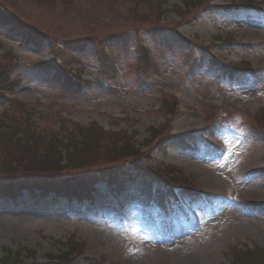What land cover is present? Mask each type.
<instances>
[{
    "label": "rangeland",
    "instance_id": "374dc122",
    "mask_svg": "<svg viewBox=\"0 0 264 264\" xmlns=\"http://www.w3.org/2000/svg\"><path fill=\"white\" fill-rule=\"evenodd\" d=\"M245 1L250 0L211 2L227 6L231 2ZM76 2L83 4L84 11L91 17L98 12L95 16L110 22L107 12L103 11L105 8L97 9L81 0ZM0 3L26 27L58 38V47L64 39L82 38L83 30H86L83 23L73 21L72 17L47 14L20 0H0ZM165 3L167 9L180 6L179 0H165ZM261 8L264 10V4ZM107 9L112 14L129 11L122 4L115 10ZM173 10L165 17L169 27H174L178 21ZM193 23L171 36L174 53L157 60V76H151L156 79L154 87L140 88L135 77L125 73V61H122L112 90L93 88L90 95L77 100L62 98L52 83L51 74L36 65L52 57L51 51L55 48H52L50 36L42 49L34 50L23 47L17 36L0 26V51L9 52L17 59L11 76L19 81L14 94L18 102L47 116L61 109L76 118L81 126L95 122L106 130L124 129L129 134L134 131V140L140 146L148 137V128L165 124L166 119L157 111L160 94L170 98L174 92H179L191 99L193 106L183 122L176 118L172 120L175 124H172L170 135L187 136L196 130L206 135L214 132V137L220 138L227 147L224 156L218 158L203 144H199L195 152L182 150L189 140L196 141L193 135L169 143L164 160L175 168L184 169L188 177L195 180L201 195L191 194L187 199L196 204V208L206 211L201 226L187 231L176 244H166V239L176 232L173 226L168 229L169 225H166L165 198L159 193L158 200H150L148 192L152 183L142 178L125 189L123 197L130 209L121 214L116 212L102 189L93 207L64 200L54 202L52 197L46 201L23 199L18 205L0 202V258L8 252L24 249L21 255L25 262L45 264L49 256L65 253V248L57 241L65 243L73 234L85 242L87 250L84 259L72 264H86L88 257L100 255L107 259L106 264H228L225 256L237 250L253 249L254 246L264 249V129L256 126L259 125L257 114L264 109V81L252 86L247 74L233 83L225 80L219 83L215 73L207 68L187 72L183 60V55L191 49L190 40L199 39L203 46L211 44L210 53L226 63L248 62L251 68L260 67L264 62L261 45L264 13L239 8L225 14L213 9ZM116 28L117 25H107L105 30L111 32ZM141 40L149 50H155L149 37L142 35ZM252 43V47L247 46ZM131 45L129 59L134 60V42ZM200 53H203L201 49L197 54ZM75 56L79 63L73 64L71 69H75L81 79L91 82L97 71L93 50L88 47L86 53ZM65 60L69 61V58ZM5 108L8 107L0 105V114ZM228 110H231L230 116L222 127L210 131L206 125L209 114L205 112ZM44 125L40 124L47 135L49 128ZM174 157L175 161L168 160ZM207 170L212 173L211 182L204 178ZM138 187L145 189L141 193L145 196L135 200L133 193ZM165 191L174 196L172 191ZM222 191H226V198L217 197ZM29 252L33 256H29Z\"/></svg>",
    "mask_w": 264,
    "mask_h": 264
},
{
    "label": "trees",
    "instance_id": "16d2710c",
    "mask_svg": "<svg viewBox=\"0 0 264 264\" xmlns=\"http://www.w3.org/2000/svg\"><path fill=\"white\" fill-rule=\"evenodd\" d=\"M0 24L4 26H10L12 30L19 31L25 39L28 41L35 40V37L30 32L24 30L21 25L15 23L5 12L0 8ZM54 79L57 83L60 84L61 89L67 90L70 89V84L64 80L59 74L54 76ZM31 142L28 140L25 144L20 145L19 143L13 144V150H8L4 147L1 149L2 154L4 156V161L2 160V165L6 169L4 172L17 174L19 173L18 168H21V172H34L39 171L45 172L50 170L51 168L55 171L57 170V161L53 157L51 153L42 154L41 152H35L38 148L39 142L30 144ZM88 149V148H87ZM20 152L21 154H18ZM23 156V158L21 157ZM44 170V171H43ZM20 188V186H18ZM51 190L64 191L65 195L71 197L72 195H79L78 198L89 197V191L87 189H83L81 184L73 183L68 187L62 185H57L53 187ZM16 190L12 189L10 185H5L0 189L1 196H8L9 194L14 193ZM69 254H65L61 257L64 259ZM239 260H241L244 264H264V251L257 250L253 253H247L242 256H239ZM15 261V260H14ZM60 261V260H58ZM9 259H5L3 261L4 264H9ZM13 262V261H11ZM17 264V262H14ZM1 264V262H0Z\"/></svg>",
    "mask_w": 264,
    "mask_h": 264
},
{
    "label": "bare ground",
    "instance_id": "6f19581e",
    "mask_svg": "<svg viewBox=\"0 0 264 264\" xmlns=\"http://www.w3.org/2000/svg\"><path fill=\"white\" fill-rule=\"evenodd\" d=\"M143 190H144V191H143ZM142 192H145V189H144L143 187H138V188L135 190V192L133 193V195H135V200H136L139 196H141V197H144V196H145L144 193L141 194Z\"/></svg>",
    "mask_w": 264,
    "mask_h": 264
}]
</instances>
